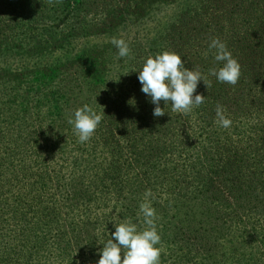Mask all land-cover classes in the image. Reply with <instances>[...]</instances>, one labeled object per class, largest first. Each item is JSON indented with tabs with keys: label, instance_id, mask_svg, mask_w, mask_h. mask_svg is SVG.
Instances as JSON below:
<instances>
[{
	"label": "rangeland",
	"instance_id": "374dc122",
	"mask_svg": "<svg viewBox=\"0 0 264 264\" xmlns=\"http://www.w3.org/2000/svg\"><path fill=\"white\" fill-rule=\"evenodd\" d=\"M4 1L13 4L18 0ZM106 1L82 0L79 8L74 1L64 12L56 10L48 0H44L47 4L45 8L24 2L14 5L0 3V9L5 11L3 20H0V35L9 37L6 44L0 47V178L1 182H5L7 179L4 178L11 173L9 169L14 167L17 171L20 165L35 173L31 179L35 182L27 189L19 190L16 180H12L9 186L0 188V250L32 253V258H27V264H89L91 260L97 264L106 242L110 238L116 242L112 233L120 223L131 219L138 230L146 228L139 205L144 200L145 191L151 189L155 194L152 207L156 209L157 231L161 236V243L157 245L161 249V264H264V205L257 204L248 208L246 200L228 198L227 203L222 200L218 205L225 214L215 217L216 205L212 202L210 204V200L216 195V191L212 196L208 192L199 194L205 187L192 180L194 173L182 176L181 182L177 184L180 186L173 195L165 190L164 173L161 175L156 170L150 173V167L149 174H144L136 192L132 193L125 188V183L129 187L135 170L120 162L121 159L126 160L128 144H118V147L114 145V151L111 152L117 159L112 170L120 169L115 176L114 185H120V188L108 190L102 195L96 211L98 219L92 217L91 212L88 213L94 231L89 227L79 233L77 228L80 224L75 229L74 234L79 236L78 240L76 238L70 244V251L76 252L79 244L85 248L82 247L77 254L67 256L66 252L69 250L61 248L65 244H61V247L57 244V238H64L62 234L66 232L67 218L72 217L71 223H81L84 215L68 212V187L54 190L58 175L69 177L65 172L70 171L68 165L74 152L70 147L63 152L64 143L68 144L72 139H77L78 142L68 119L84 104L94 108L98 114L103 107V112L107 115L112 113L119 119L127 118L128 114L122 108L127 105L131 95L137 96L138 99L132 98V103L138 104V111L145 114L147 108L142 104L143 92L138 72L142 70L148 57L163 53L155 50L156 46L149 45L152 38L171 28L176 27L177 33L181 30L184 34V41L180 42L182 46L168 51L179 54L185 65H188L200 58L202 61L209 59L202 55L208 50L205 39L217 38V30H220L217 28L222 27L220 33L223 35L218 38L226 43L232 56L241 65L242 82L235 86L228 84L230 91L247 94L249 97L246 101L250 103L255 104L253 97L257 98V102H260V98L264 101V68L257 67L264 65V36L260 35V23H257L258 14L264 18V14H260L264 11L261 0H114L122 13L115 21L105 13ZM238 9L240 14H237ZM203 11H208L210 15H204ZM48 13L50 16L47 18ZM35 17L40 20L34 24L21 19ZM197 18L206 21L211 31L204 28L191 32L187 29V26L196 27ZM7 23L22 25L15 27L18 30L13 33ZM106 23H110L109 30L103 27ZM188 31L194 39L189 38L187 42L185 37ZM112 38H122L128 43L131 58L118 56V49L111 43ZM198 52L201 57H198ZM211 54L214 59L213 51ZM214 62L217 61L214 59ZM217 63L223 66V62ZM132 75L137 76L134 83ZM96 78L100 81H95ZM58 96L62 98L59 102ZM55 103V107L59 108L58 112L55 111ZM255 109H250L252 111L249 117H254L250 131L246 127V120L237 124L241 137L240 176L247 174L249 166L257 169V121L261 119L257 117V110H264V107ZM174 114L176 112L172 111V115ZM150 117L154 118V123L151 124L147 118L145 121L150 125L153 136L165 141L166 136H160L157 131L158 122L163 120V116ZM118 129L122 130V127ZM227 131L233 139L235 133L230 128ZM96 133L89 141L94 139ZM227 133L225 131V136ZM60 136L62 143L58 141ZM56 141L58 144L54 146ZM184 156L178 159L174 155L172 159L174 163L186 165L185 171L191 169L189 163H193L195 170L201 164L205 166L204 161H200L201 156L195 157L190 149ZM176 159L179 161L176 162ZM167 161H171L170 157ZM147 164L142 160L138 167L143 170ZM211 179L214 180L209 190L217 188L225 191L219 177ZM39 183L45 189L37 190L34 196ZM70 188L75 194L78 193V187ZM175 202L179 206L173 217L170 210ZM42 205L49 209V218L56 213L58 219L55 224L50 223L54 229L50 227V235L44 239V244L31 248V245L36 244L35 236L41 233L38 224L40 220L35 218L45 212ZM133 207H138L135 215ZM257 210L263 217L259 216ZM20 214L24 216L20 217ZM42 229L46 231L43 226ZM55 229L62 232L58 237H54ZM94 235H98V241L92 244ZM174 239L179 240L182 247L194 241L190 253L175 250ZM23 243L29 248L24 247ZM89 243L91 246H88Z\"/></svg>",
	"mask_w": 264,
	"mask_h": 264
},
{
	"label": "trees",
	"instance_id": "16d2710c",
	"mask_svg": "<svg viewBox=\"0 0 264 264\" xmlns=\"http://www.w3.org/2000/svg\"><path fill=\"white\" fill-rule=\"evenodd\" d=\"M74 1L75 5L78 8L82 6V0H62V2L60 3H56L54 0V3L51 5L54 6L56 10L64 12L70 5L73 4ZM20 2H24L25 4L34 5L35 7L41 8H45L47 6L44 0H18L13 4L6 3V1L3 0L0 3L5 5H14ZM36 2H38L39 4H35ZM261 3L264 7V0H261ZM126 4L128 5V3ZM104 6L106 15L113 21L119 19L122 16V13L116 7L114 0H107ZM238 10L239 11L237 14H240V9ZM207 12L208 11H203L204 15H210V13ZM243 12L245 11L243 10ZM4 13L5 11L3 9H0L1 21L4 18L2 16ZM260 14H264V11H262ZM198 15H201V13H199ZM49 16L50 13H48L46 17L48 18ZM21 19L23 20V22H29L30 24H34L35 22L40 20L37 17H35L34 19ZM180 19L181 25L183 14ZM228 20L230 21V19ZM195 22H197L195 23L196 27L187 26V29H189L191 32L202 30L204 28L207 29V31H211L206 21L197 18ZM257 23H260V25H258V27L260 28L259 32H261L260 35L264 36V18H262L259 14L257 15ZM8 25L10 26L11 32L14 33L15 30H18L15 27L21 26L22 24L14 23L12 25ZM7 27L8 26H6V28ZM103 27L106 28V30H109L110 23H106ZM28 28L30 29V27ZM221 28L222 27H218L217 29L221 30ZM220 30H217V32L219 31L217 33L218 37L223 35V33H220L222 32ZM190 31L186 33V41L191 38L189 34ZM178 32L179 33H177L176 27L173 29L171 28L169 31H166V33L152 38L149 45L152 47L156 46L155 50H159L161 52L168 51V49H180V47L182 46L180 42L184 41V34L183 32L181 33V30H178ZM196 35H199V33H197ZM246 36H248L247 31ZM8 38L9 37H7L6 35H0V47L6 44ZM212 39L213 38L210 37H208V39H205L208 50L202 54L209 57V59L207 61H202L200 58L199 61L196 60L194 61V63L189 62L188 65H185L186 68H188L189 70H195L198 68L202 73L207 75L209 69H218L219 67H222L217 62H214L211 53L213 51L214 56L215 50H210L208 47ZM198 57H201L199 52ZM257 67L264 68V65H257ZM136 77L137 76L134 75L131 76V79H133L132 83L135 82L134 79ZM208 79L212 81L211 87L206 88L203 81H201L196 90V94L205 96V102L199 107L194 108L193 111L187 115L182 113H176L172 115L171 104L164 105L161 101L160 106L164 108L165 115L163 116V120L158 122L159 128L157 129V131L160 133V136H166L165 141L161 140L159 137L153 136V131L150 125L145 121V119L147 118V120H149L151 124L154 123V118H151L150 116H153V109L155 105L151 103V98L143 93L141 94L143 100L142 104L147 108L145 114L138 111V104L135 105L132 103V98H137V96L131 95L126 102L127 105L122 108V111L128 114L127 118L124 117L123 119V117H121L119 119V117L115 116L112 113L108 115L104 113L105 115L101 121L102 124L100 123L101 126L99 125V128H97V133L92 141L82 143L83 145H81L80 142H77V139H72V141L68 144L64 143L65 147L63 152H65V148L69 147L70 149H72V152H74L70 156V159L72 158V161L68 165V169H70V171L65 172L66 176L69 175V177H63V174L58 175V177L55 179L57 182V186L54 190H61L65 189V187H68L69 190H67L68 196L66 199V202H69L67 203L68 212L71 214H84L81 223L80 221L71 223L72 217L67 218V222L65 224L66 232L62 234L64 238H57V244H59L60 247L61 244H65V246H62L61 248L66 251L69 250L68 253L65 251L67 256H72L79 253L81 248L83 247L81 246V244H79L76 247V252L73 250L70 251L69 249L70 244L75 242L74 240H76V238L78 240L79 235L74 234L75 229L78 227V225L80 224L77 228L79 233H82L89 227H91L92 231H94L92 227L93 223L89 218L88 213L91 212V216L98 219L96 211L99 208L102 195L105 194L108 190L120 188V185L118 187H115L114 185V182L116 181L115 176H117V173L120 170H112V168H115L114 162H117L114 154H111V152L114 151V145L118 147V144H120L121 146L122 144L123 146L128 144L129 151L126 160L121 159L120 162L123 166L126 164L128 165V167H131L133 168V170H135L132 175L133 178H131L133 179V181L129 182V187L128 184L125 183V188L132 193L136 192L137 186L140 182H142V179H144V174H149L148 172L150 167V173L154 170L161 172V175L164 173L165 180L163 184L165 186V190L168 194L173 195L176 194V190L180 186L177 184L181 182L182 176L187 175L188 173H194L195 175H192V180L195 183L199 182V184L204 185L205 187L204 189H201L203 191L199 192V194L208 192L212 196V193L216 191V195L210 200V204L212 202L214 205H216L214 215L215 217L225 214L221 211L218 205L222 200L223 203H227L228 198L246 200L248 202V208L253 205L256 206L257 204L264 205V110H257V117H261V119L257 121V158L255 161L257 169L255 170L249 166L247 174L241 176L239 175V168L242 164L240 161L241 159L239 147L241 137H239V126L237 125H240L243 120H246V127L250 131L253 128L252 126L254 124V117H249L252 111L250 109H255L256 107H264V101H262L263 99L260 98V102H257V98L253 97L255 99V104L250 103L246 101V98L249 97L247 96V94L236 91L231 92L228 84L218 82L215 77L209 76ZM95 81L99 82L100 79L96 78ZM241 82L242 77H240L238 83ZM92 83L95 82L93 81ZM132 89L133 91L135 90L134 84ZM126 94L128 95L129 93L126 92ZM57 98L58 102L62 99L60 98V96H58ZM55 102H57V100ZM58 102L57 106H59ZM218 104L223 106V108L226 110V117L231 119L232 121L231 126L228 128L232 129L233 133H235V137H233V139H231L229 134L227 133L228 128L224 129L215 122L216 107ZM55 106L56 103L54 105V108L56 109L55 111L58 112L57 110H59V108ZM105 111L108 112V109H105ZM243 117H245L246 119H243ZM120 126L122 127V130L118 129ZM224 130L227 133L226 136ZM223 140L224 142H222ZM58 141L62 143L61 136ZM57 144L58 142L56 141L54 146H56ZM189 149L192 151L195 157H198L199 155L201 156L200 161H204V167L200 163L201 165L198 166L199 169L195 170L193 167V163H189L191 169H189L188 171L184 170L186 165L180 164L178 162V159L184 158V153ZM164 155H166L167 157H164ZM174 155L178 158L175 160L178 163H174L172 159ZM168 157H170L171 161H167ZM142 160L148 163L146 169L143 168V170L139 169L138 167V163ZM9 170L11 171V173L7 174V177L4 178L7 179L5 182H1L2 178H0V188L9 186L12 180H16V184H19V190L27 189L29 185L34 184L35 181H32L31 179L35 173L33 174L29 172L28 168L20 165V174L19 170H14V167L10 168ZM201 173L206 174L202 175ZM218 177L220 178L221 184H223L222 186L224 187L225 191L217 190V188L216 190H209L208 188L211 186L212 180H214L211 178ZM167 178H170L171 180L168 181ZM202 178L204 181H202ZM227 183H229V185H227ZM71 186L78 187L77 194L72 191V188H70ZM41 188L45 189L43 184L39 183V186L34 190V196L36 195V191ZM116 192L117 191H115V193ZM224 194H226V196ZM253 201H256V203H253ZM177 206L179 205L176 202L171 206L172 210H170V212L173 217H175L178 212L176 210ZM42 209H45V212L40 213L35 218L36 220H40V223L38 224L41 228V233L35 236L36 238L34 239V243L36 244L31 245V248L38 247L44 244V239L48 235H50V227H52L50 226V223L55 224L58 219L56 213H53L52 217L49 218V209H46V207H44L43 205ZM136 211H138V207H133V215L137 213ZM258 212L259 216L263 217L260 211ZM19 216L23 217L24 215L20 214ZM46 218L47 222H45ZM48 224L49 226H47ZM42 226L46 228V231H43ZM59 233L62 232L56 230L54 232V237H58ZM98 235H94L92 237V244L95 242L97 243ZM175 240L177 239L173 240V242H175V250L185 251V253L189 251L188 253H190L194 241L191 244H186V246L182 247V245L178 242L179 240ZM23 245L24 247H26L25 243H23ZM88 246H91V244L89 243ZM84 248L85 247H83V249ZM88 248L91 249V247ZM32 256V253L22 254L21 251L18 250L8 251L1 249L0 264H27V258H32ZM89 264L96 263L95 261L91 260Z\"/></svg>",
	"mask_w": 264,
	"mask_h": 264
},
{
	"label": "clouds",
	"instance_id": "9594fccd",
	"mask_svg": "<svg viewBox=\"0 0 264 264\" xmlns=\"http://www.w3.org/2000/svg\"><path fill=\"white\" fill-rule=\"evenodd\" d=\"M54 0H48L52 4ZM56 3L62 0H55ZM111 43L118 49V56L131 58V49L124 39L112 38ZM214 49V59L223 62V66L209 69L207 75L198 68L189 70L181 56L175 52L165 51L153 57H148L142 70L138 72V80L141 91L151 98L155 105L153 115L161 117L165 115L164 108L160 106L171 104V110L176 113L189 114L194 108L205 102V96L196 94L201 81L206 88L211 87L209 76L215 77L218 82L235 86L241 77V65L228 50L225 42L214 38L208 45ZM128 74V73H126ZM226 110L222 105L216 107V123L223 128L231 126V119L225 115ZM97 113L91 106L84 104L74 111L69 117L68 123L73 126L74 134L78 142L86 143L95 134L104 117ZM155 194L148 189L144 193V200L139 205V212L143 217L146 228L138 230L135 223L128 219L115 227L110 238L103 246L100 259L97 264H161V249L157 247L161 243V236L157 231L158 219L156 209L152 207ZM123 254V258H122Z\"/></svg>",
	"mask_w": 264,
	"mask_h": 264
}]
</instances>
